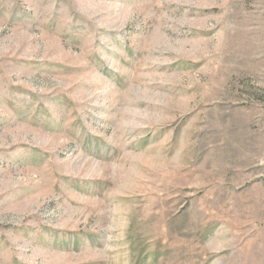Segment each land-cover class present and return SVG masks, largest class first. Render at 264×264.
<instances>
[{
    "label": "rangeland",
    "instance_id": "374dc122",
    "mask_svg": "<svg viewBox=\"0 0 264 264\" xmlns=\"http://www.w3.org/2000/svg\"><path fill=\"white\" fill-rule=\"evenodd\" d=\"M0 264H264V0H0Z\"/></svg>",
    "mask_w": 264,
    "mask_h": 264
}]
</instances>
